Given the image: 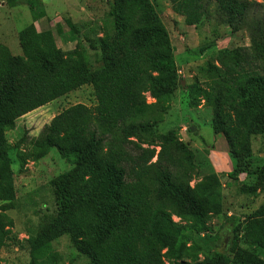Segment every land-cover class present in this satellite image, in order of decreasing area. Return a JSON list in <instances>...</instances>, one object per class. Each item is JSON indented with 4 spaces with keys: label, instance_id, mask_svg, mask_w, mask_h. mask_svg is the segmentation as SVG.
Instances as JSON below:
<instances>
[{
    "label": "trees",
    "instance_id": "1",
    "mask_svg": "<svg viewBox=\"0 0 264 264\" xmlns=\"http://www.w3.org/2000/svg\"><path fill=\"white\" fill-rule=\"evenodd\" d=\"M26 3L33 23L17 34L20 54L0 43V249L10 239L13 220L6 211L16 201L10 150L21 171L55 148L72 167L49 182L54 213L24 240L28 264H64L52 245L63 235L86 264H264V204L234 231L241 237L231 236L227 252L197 259L201 247L192 240L208 235L209 221L222 213V185L207 158L175 130L160 131L182 79L154 2L108 1L110 30L90 44L100 56L94 69L81 42L64 52L50 30L36 29L34 22L46 15L41 0ZM169 3L186 25L213 13L232 32L247 33L248 46L211 54L186 85L188 105L211 110L212 131L225 139L235 166L228 176L236 179L251 171L252 136L264 135V3ZM68 26L75 40L78 30ZM85 85L93 105H70L36 137L8 143L16 120ZM252 174L254 186L240 191L264 187V167Z\"/></svg>",
    "mask_w": 264,
    "mask_h": 264
},
{
    "label": "rangeland",
    "instance_id": "2",
    "mask_svg": "<svg viewBox=\"0 0 264 264\" xmlns=\"http://www.w3.org/2000/svg\"><path fill=\"white\" fill-rule=\"evenodd\" d=\"M108 1L41 0L46 15L35 21L34 26L38 31L50 30L57 47L64 52L72 51L81 42L86 49L88 62L94 69L100 66L99 51L92 47L94 39L110 30ZM152 1L168 30L182 79L180 88L171 100V107L160 123V131L175 130L190 149L207 158L218 173L222 185V213L209 221L212 230L208 235L194 236L192 240L201 247L197 259L203 260L205 254L227 252L231 236L237 233L238 239L241 237L240 232L234 231L241 229L245 220L264 204V187L257 188L255 192L240 191L243 187L248 190L253 187L256 175L252 171L264 167V135L251 138L250 173H241L236 179L229 177L228 174L235 166L228 156L226 141L221 135L213 133L209 108L188 105L186 85L198 77V68L205 65L211 54L222 49L248 46L249 40L244 30L232 32L213 13H209L200 24L189 26L182 17L172 12L169 0ZM255 1L264 3V0ZM68 21L78 30L75 40L71 38ZM31 23L32 13L26 0H18L12 7L7 5L6 0H0V43L13 54H20L18 32ZM58 27L61 31L59 33ZM146 96L150 101L148 94ZM76 103L87 106L94 104L91 86H82L16 120L15 128L6 133L8 143L15 146L23 136L27 139L36 137L57 113ZM21 147L25 148L23 145ZM10 157L13 160L16 201L14 208L6 211L13 220V226L10 228V239L0 249V261L1 264H28L30 258L24 240L54 213L55 200L49 182L72 165L61 158L55 148L40 160L28 162L21 171L13 147ZM173 219L178 221L176 217ZM218 235L220 240L216 239ZM52 245L61 255L64 264H86L87 258L73 248L67 235L59 237Z\"/></svg>",
    "mask_w": 264,
    "mask_h": 264
},
{
    "label": "crops",
    "instance_id": "3",
    "mask_svg": "<svg viewBox=\"0 0 264 264\" xmlns=\"http://www.w3.org/2000/svg\"><path fill=\"white\" fill-rule=\"evenodd\" d=\"M200 107H201V105H200Z\"/></svg>",
    "mask_w": 264,
    "mask_h": 264
}]
</instances>
